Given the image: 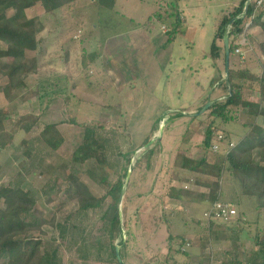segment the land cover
<instances>
[{
    "label": "rangeland",
    "instance_id": "1",
    "mask_svg": "<svg viewBox=\"0 0 264 264\" xmlns=\"http://www.w3.org/2000/svg\"><path fill=\"white\" fill-rule=\"evenodd\" d=\"M240 1L115 0L114 8H109L91 0H81L55 13H46L41 5L27 10L29 17H40L45 26L40 34L37 50L28 53L30 59L36 58L37 67L25 75L24 85L13 91V96L9 99L4 97L2 90L7 78L0 75V112L11 113L14 117L27 113L39 115V123L30 133L19 132L12 143L0 149V186L11 181L29 190L37 201L38 216L47 219H51L54 214L57 216L58 226L44 224V232L33 233L40 234L45 239L46 247L59 246L63 264H116L110 255L108 239L102 233L103 223L99 213L93 210L79 211L77 202L69 201L66 195V176L69 174H75L84 180L96 196L100 197L104 193V187L99 183V176L103 171L96 168L91 171L89 162H74L72 159L74 150L83 139L84 127L81 124L94 127L98 136L107 138L105 168L109 173V182L122 176L126 165L125 155L130 154L131 162L127 166V172L131 166V174L128 181L127 174L123 179L126 183V214L122 212V218L120 217L121 236L113 242L121 250V239H127L128 247L124 251L123 263L172 264L176 258L182 259L188 252L194 251L193 247L186 246L183 248L187 251H176L181 247V233L186 225L185 211L169 202L168 192L171 191L173 177L178 178L181 184L189 182L201 185L198 175L180 170L183 168L180 154L184 153L177 152V141L188 140L193 145L198 141L202 143L208 126L215 125L216 131L231 133L234 143L248 131L253 122H260L262 119L245 108L233 107L238 111V121L223 123L220 119L206 117L204 113L208 109L197 114L205 105L191 114L199 115L200 123L187 121L171 124V118L175 120V114L199 106L204 98V101H211L212 104L223 98L216 82L211 85V79L220 73L222 79L227 78L224 72L226 61L223 62L225 55L222 38H219L220 44H223L221 51L215 54L210 52L219 21L224 16H229L240 5ZM172 11L179 12L182 19L174 39L168 40L171 32H166L163 26L169 31L175 28ZM135 32H144L145 37L153 39L149 46L153 51L159 52L160 49L170 47L171 61L163 75L150 73L155 86L147 104L153 106L146 108L142 104H131V107L125 103L126 108L118 109L119 100L123 98L117 97L119 94L116 91L120 88V83L116 82L114 69L121 73L133 69V51L128 42H132L129 34L134 35ZM246 32L256 41L263 36L260 26L255 30L247 29ZM111 37L114 40L108 41ZM100 45L103 46V52L99 53L98 61L88 63L89 67L85 69L82 64L83 56L87 59L88 53L99 52ZM4 47L5 44L0 42V48ZM251 47L253 50L250 44L241 45L245 58L235 54L229 58V67L248 68L255 74L258 73L259 61L255 44ZM218 59L222 60L221 65ZM1 61L5 62L7 59ZM159 75L162 77L156 78ZM244 95L253 100L259 97L258 91L248 88ZM165 117L167 120L163 134L168 131L174 137L168 136L165 144L163 135L161 139L158 138L157 130L151 138L154 141L141 146L151 134L153 125ZM177 118L187 117L184 115ZM72 119L76 123L71 122ZM9 122L6 121L8 128L11 127ZM51 123L57 124L65 139L58 150L50 149L39 137L40 130ZM172 138L173 145L170 146H173L176 155L168 159L162 153ZM22 139L28 141L27 146H23ZM157 139L161 141L162 151L156 159L154 170L149 171L144 165L133 170L137 160L148 147L156 144ZM226 141L229 138L220 142L221 151L226 147ZM25 147L30 149V156L24 152ZM210 151L213 152L212 149ZM217 158L224 159L221 155H217ZM208 178L214 179L211 176ZM221 182L222 190L227 191V195L221 200L233 205L237 215L231 223H215V237H218L223 249L215 248V256L212 251L203 256L207 255L209 261L215 257L216 264H246L255 248L253 234L264 218L257 214L254 197L232 196L229 194L232 192L229 185ZM52 195L53 201L47 202L46 199ZM110 202L111 198L108 197L102 209ZM207 204L204 210L208 207ZM203 214L202 211L197 217L206 223ZM175 235L173 242H170L169 237ZM83 241V248L79 249V244ZM167 253L172 256V260L165 262L164 256ZM176 263L179 262L175 261L174 264Z\"/></svg>",
    "mask_w": 264,
    "mask_h": 264
},
{
    "label": "trees",
    "instance_id": "2",
    "mask_svg": "<svg viewBox=\"0 0 264 264\" xmlns=\"http://www.w3.org/2000/svg\"><path fill=\"white\" fill-rule=\"evenodd\" d=\"M79 1L81 0H0V42L5 44L4 48H0V75L7 78V82L2 86L5 98L9 99L13 96V91L24 85L23 79L25 75L31 73L37 67L36 58L30 59L28 53L29 51L37 50L40 34L45 30V26L40 17H29L27 10L41 5L46 13H55L57 10H65ZM246 1L241 0L240 5L234 8L229 16H224L219 21L210 54L221 51L222 48L217 45V39H224L225 34L228 33L231 58L236 54L235 49L241 47L237 44L238 38L246 35L245 38L249 42L246 41V44H250L251 49L252 44H255L256 56L259 61V72L255 74L248 68L233 69L229 67L226 79H222L221 74L212 78L211 85L216 82V86L222 91L223 98L213 103L204 115L220 119L223 123L238 121V111L233 107H241L249 110L256 117H261L260 119L262 120L253 122L248 131L239 136L234 143L230 139L231 133L229 134L222 130L216 131L215 125L208 126L202 139L205 153L212 149V145L216 141L215 134L217 132L224 135V139L221 142L229 138L223 150L225 152L224 159L219 164L209 163L206 160V155L200 159L192 158L187 154L180 155L182 156V167L197 172L199 184L208 187L210 208L215 202L222 201L223 196L227 195V191H223L221 188L222 182L220 183V181H223L229 185L232 191L229 194H232V196L254 197L256 199L257 214L259 217L262 216L264 218V20H262L264 4L256 6L254 1H252L245 8ZM91 2L114 8L115 0H91ZM242 14L244 17L241 16ZM252 15V25L256 24L261 27L262 40L256 41L246 32L249 27L246 28L245 25L248 22V18ZM171 16L175 17V28L169 31L163 26L166 32H171L168 40L174 39L182 19L179 12L172 11ZM229 24H231L232 29L228 30V32L227 27ZM99 53L100 50L99 52L88 53L89 58L87 59L83 56L82 64L85 69L89 67L88 63L93 64L98 61ZM223 53L225 55L224 48ZM1 59H7V61L3 62ZM223 62H225V59ZM88 75L86 72V76ZM247 88L248 90L254 89L258 91L259 97L257 100L250 99L244 95V91ZM175 115L177 118L185 114L179 112ZM188 118L189 122L193 123H200L201 121L199 115H189ZM7 120L11 123L10 128L7 127ZM71 122L76 123L75 119H72ZM159 122L153 125L151 134L141 143V146H145L151 140L154 132L159 130ZM38 123L39 115L27 113L14 117L11 116V113L1 111L0 149H4L8 143H12L19 132L30 133L33 131ZM81 125L84 127L83 139L74 150L72 159L74 162H89L91 171L95 168L103 171L99 176V183L104 187V193L100 197L96 196L84 180L75 174H69L66 176L68 182V194L66 195L69 201L77 202L79 211L87 212L93 210L99 213V218L103 223L102 233L108 239L110 255L116 264H124V251L128 247L127 239H121L119 243L121 245V260L117 258L116 246L113 242L118 236H121L122 231L120 196L124 185L123 179L127 174V166L131 162L130 154L125 155L126 165L122 176H119L114 182H109V173L105 168L107 163V138L98 136L94 127L87 124ZM39 137L43 143L53 150H58L65 141L56 123L46 124L40 130ZM180 142L181 139L176 144ZM21 143L23 146L28 145L26 139H22ZM231 143L233 144L232 146ZM160 147H162L161 141L157 139L156 144L148 147L137 160L133 170L144 165L149 171H153L156 159L159 158L162 151ZM24 152L28 155L31 153L28 147H25ZM210 176L214 179L208 178ZM186 193L184 192V194ZM170 195L176 198L183 196L182 194L174 195L168 192V197ZM108 197L111 198V202L103 210V204H105ZM125 198L126 194L121 204L124 215L126 214ZM53 199L52 195L46 201L51 202ZM36 204L37 201L29 190L11 181L0 186V264H63L59 246L57 248L46 247L45 239L40 234L35 235L33 233L36 231L44 232L42 230L44 224H50L54 227L58 226L55 214L51 219L38 216L36 214ZM206 219L208 220L207 217ZM213 221L214 219H211L208 223ZM215 221H219L222 224L232 222L216 219ZM174 237L176 235L169 237L170 242H173ZM253 242L255 248L247 259L246 264H264V220L263 223L256 227V231L253 234ZM83 244L84 241L79 244V249L83 248ZM186 244L190 245L191 243L190 241H185L181 236V247L177 248L176 251L180 252ZM169 248L172 249L171 246ZM164 260L165 262L171 261L172 256L167 253L164 256Z\"/></svg>",
    "mask_w": 264,
    "mask_h": 264
},
{
    "label": "crops",
    "instance_id": "3",
    "mask_svg": "<svg viewBox=\"0 0 264 264\" xmlns=\"http://www.w3.org/2000/svg\"><path fill=\"white\" fill-rule=\"evenodd\" d=\"M258 27H259L258 25L254 24L250 26L249 29L255 30V28L257 29ZM129 36L132 42H128V44L131 45V50L133 51L132 58L135 63L133 65V69L126 73H121V71L114 69V77L116 79V82L120 83V88H117L116 91V93L119 94L117 97L123 98L122 100L121 99L119 100L120 106H117V108L118 109L126 108L127 105H125V103H128V106H130L131 104L133 106L135 105L139 106L140 104H142L141 106L148 108L153 106V105L150 106L147 103L149 102V100H151L150 96L153 93L152 91L153 86H155L153 76H151L150 73L155 75L162 73L163 75V72L168 68L169 63L171 61V55L169 54L170 47L165 49H160L159 52L153 51V49L149 48V46L153 42V39H149L145 37L144 32L139 34L135 32L134 35H131L130 33ZM262 39L263 36L261 40ZM109 40L110 41L114 40V37H111L110 39H108V41ZM217 45L219 47H223V44H220L219 39H217ZM100 52H103L102 45H100ZM218 62L221 65L222 61L220 59H218ZM221 71L223 72V69H221ZM160 77L162 76L161 75L156 76V78H160ZM123 88H125V90H123ZM218 90L217 92H219ZM154 100L157 99L155 98ZM204 100L205 98L203 99V103L200 104L199 106L190 107L187 111L184 112L187 118H179V119L176 118L175 120L173 118L172 119L173 122L171 121V124H179L189 121L188 116L194 114V112H196L198 109H200L203 105L207 103L208 100L206 101ZM187 112L188 114H186ZM149 124L153 125V123H149ZM168 136L174 137L172 133L169 134L168 131H166V133L164 132L162 140H165L164 142L165 144H167ZM230 139L231 141H234L232 140V138ZM173 140L174 138H172V140L168 143L169 144L168 147L165 146L163 149L162 156L168 159H172V155L176 153L173 150V146H170L173 145L171 143L173 142ZM191 140L193 141L194 138H192ZM181 141L182 142H180L179 145L175 147L177 152H182L184 154L191 155L192 158L200 159L204 157V155H206V160L212 164L213 163L219 164V162L223 160V159H218L217 155H221L224 158L225 153H222L223 151H221L220 142L218 143L219 144L218 151L213 150V145H215L214 143L212 145L213 152L208 151L207 153H205L202 143H200V141H198L195 145H193L192 142L188 140L181 139ZM180 170L183 172H188L191 174L198 175L197 172L190 169L181 168ZM173 180L174 182L170 186V190H171L170 193L174 195L182 194L183 196L180 198H176V197H171L170 195L169 202L174 207L177 206L179 209H183L185 211L184 221L186 226L184 227L185 230L182 232L183 234L181 233V235L185 239V241H190L191 243L190 245L186 244V247L194 248V251L188 252V254L184 256V258L182 259L176 258L177 260L175 259V261L179 262L176 264H216L215 257H213V260L209 261L207 255L205 256L203 255L205 253L207 254L208 251H212V253L214 254L213 256H215V248L220 250L223 249L222 244H220L219 243L220 241H218V237H215L217 236V233L215 232L216 231L215 227H213L215 223H220V222L214 220L213 222L208 223L209 220H207L206 217L204 216L207 222L203 223L197 217L202 211L203 213H205V211H207L210 208L211 204H207L209 202L208 187L198 184H190L189 182H183L181 184L179 179L175 177H173ZM184 192L187 193L184 194ZM206 204L208 205V207L204 210L203 208ZM183 250L185 249L183 248ZM175 261L171 263L174 264Z\"/></svg>",
    "mask_w": 264,
    "mask_h": 264
},
{
    "label": "built area",
    "instance_id": "4",
    "mask_svg": "<svg viewBox=\"0 0 264 264\" xmlns=\"http://www.w3.org/2000/svg\"><path fill=\"white\" fill-rule=\"evenodd\" d=\"M254 1V3L256 4V6H262L264 4V0H247L246 1V4H245V8L248 7L249 3ZM242 17H244V15L242 14L241 15ZM253 18V15L250 16L248 18V22L246 23V28L250 27L252 25V20ZM232 29V26L231 24L228 25L227 27V31ZM229 32V31H228ZM241 40L237 41V44L239 46L241 45H245L246 44V38L244 36H241ZM235 53L240 55L242 58H245L244 57V52L243 50L241 49V47H237L235 49ZM216 136V142H215V145H213V150L214 151H218L219 149V142H221L223 139H224V135L222 133H216L215 134ZM233 144L231 143V146ZM237 215V210L235 207H233V205L231 204H228V203H225V202H222V201H217L215 202L212 207L207 211L205 212V216L208 218V220H211V219H216V220H221V221H231L232 219H234V217Z\"/></svg>",
    "mask_w": 264,
    "mask_h": 264
},
{
    "label": "water",
    "instance_id": "5",
    "mask_svg": "<svg viewBox=\"0 0 264 264\" xmlns=\"http://www.w3.org/2000/svg\"><path fill=\"white\" fill-rule=\"evenodd\" d=\"M223 44H224V50H225V61H226V76L228 74V68H229V58H230V39H229V34L226 33L223 39ZM212 102L209 101L205 104V106L199 111L197 112V114H201L203 111H205L206 109H208L211 106ZM166 120L167 117H165L164 119H162L161 124H160V128H159V135L158 138L161 139L162 135H163V131L165 128V124H166ZM154 141V139H151L145 146L151 144V142ZM131 170L132 167L130 166V168L128 169L127 172V176H126V181H128L130 174H131ZM125 191H126V183H124L123 188H122V192H121V196H120V217L122 218V209H121V204L125 195ZM116 255L118 260H121L120 258V249L118 247V245H116Z\"/></svg>",
    "mask_w": 264,
    "mask_h": 264
}]
</instances>
